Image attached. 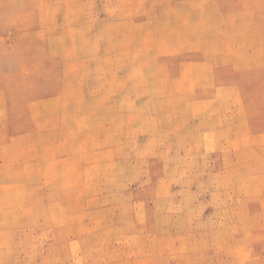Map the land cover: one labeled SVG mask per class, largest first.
<instances>
[{
	"label": "rangeland",
	"instance_id": "obj_1",
	"mask_svg": "<svg viewBox=\"0 0 264 264\" xmlns=\"http://www.w3.org/2000/svg\"><path fill=\"white\" fill-rule=\"evenodd\" d=\"M0 264H264V0H0Z\"/></svg>",
	"mask_w": 264,
	"mask_h": 264
}]
</instances>
